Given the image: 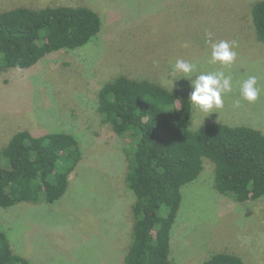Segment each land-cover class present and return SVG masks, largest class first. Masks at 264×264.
<instances>
[{
  "label": "rangeland",
  "instance_id": "rangeland-1",
  "mask_svg": "<svg viewBox=\"0 0 264 264\" xmlns=\"http://www.w3.org/2000/svg\"><path fill=\"white\" fill-rule=\"evenodd\" d=\"M255 0H0V11L17 5H84L96 9L102 30L86 45L47 55L34 66L0 72V150L18 130L66 132L77 139L81 159L66 192L52 204L0 208V229L10 247L31 264H125L132 238L133 194L124 184L131 151L127 138L96 112L101 83L118 75L171 89L170 64L195 63L197 72L223 71L233 89L221 109L192 106L191 125L216 121L244 124L264 133V43L251 23ZM211 40H236L230 66L210 62ZM187 47H184V44ZM257 78L258 98L240 99L239 85ZM188 97V79L173 82ZM198 177L181 187L170 231L173 264H199L230 252L245 264H264V197L237 202L214 187V164L202 159ZM164 216L163 211L159 212Z\"/></svg>",
  "mask_w": 264,
  "mask_h": 264
},
{
  "label": "trees",
  "instance_id": "trees-1",
  "mask_svg": "<svg viewBox=\"0 0 264 264\" xmlns=\"http://www.w3.org/2000/svg\"><path fill=\"white\" fill-rule=\"evenodd\" d=\"M251 15L256 38L264 43V0L253 2ZM102 25L96 9L84 5H17L0 11V72L28 69L47 55L82 47ZM96 112L133 150L124 179L135 199L125 264H173L170 231L180 189L198 177L203 158L214 164V187L220 194L237 202L264 197L261 130L216 121L192 126V104L184 92L125 75L99 85ZM80 159L73 134L18 130L0 150V208L52 204L66 192ZM0 264H31L12 251L2 229ZM199 264L245 263L222 251Z\"/></svg>",
  "mask_w": 264,
  "mask_h": 264
},
{
  "label": "clouds",
  "instance_id": "clouds-1",
  "mask_svg": "<svg viewBox=\"0 0 264 264\" xmlns=\"http://www.w3.org/2000/svg\"><path fill=\"white\" fill-rule=\"evenodd\" d=\"M211 36L212 34L207 32L208 39L206 43H209L211 48L210 62L212 64L218 62L221 66H230L237 55L236 51H234L237 46V41L220 40L218 42H213ZM183 46L187 47L188 45L185 43ZM196 72L197 66L195 63L177 58L174 63L170 64V71L168 74L169 77H171V91L174 80L180 78L188 79L192 88L188 99L194 109L205 113V116H207L211 112H215V110L223 107L224 94L231 92L233 89L232 76L225 75L223 71L199 74H196ZM259 91L257 78L255 76H249L239 85L240 99L234 101V107H240L241 99L248 102L255 101L258 98Z\"/></svg>",
  "mask_w": 264,
  "mask_h": 264
}]
</instances>
